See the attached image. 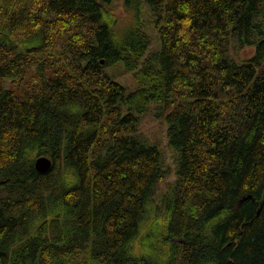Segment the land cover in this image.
<instances>
[{
    "label": "trees",
    "instance_id": "1",
    "mask_svg": "<svg viewBox=\"0 0 264 264\" xmlns=\"http://www.w3.org/2000/svg\"><path fill=\"white\" fill-rule=\"evenodd\" d=\"M263 202L264 0H0V264H264Z\"/></svg>",
    "mask_w": 264,
    "mask_h": 264
},
{
    "label": "rangeland",
    "instance_id": "2",
    "mask_svg": "<svg viewBox=\"0 0 264 264\" xmlns=\"http://www.w3.org/2000/svg\"><path fill=\"white\" fill-rule=\"evenodd\" d=\"M128 19L130 15H125ZM149 19L148 13H142L140 15V21L142 20L144 25H141V27L144 26L149 27L147 24V21ZM254 54L253 48H248L245 51L242 52L241 56L242 58H248L251 57ZM115 79L123 84L125 87H127L130 91H134L138 87V83L134 78V75L132 73H127L124 71L120 66L117 67V69L110 71ZM161 111L159 110L158 106L152 107L147 114L141 117V124L139 127V135L143 140H147L149 143H153L156 145H159L161 150L163 151L164 155V164L170 166L172 169L175 168V159H176V151H174V148H170L168 145V140L166 138V130L167 126L163 123V120L161 119L162 116ZM166 169V168H165ZM175 180V174H169L165 179H163L161 182L158 183L155 191V195L152 197L153 202L155 203V206H160V209L158 211H162V206L165 204V197L163 196V193L167 191V188L170 183H172ZM166 190V191H165ZM164 193V194H165ZM131 252L134 254H147V255H155V253L151 250L150 242H142L137 243L132 249Z\"/></svg>",
    "mask_w": 264,
    "mask_h": 264
},
{
    "label": "water",
    "instance_id": "3",
    "mask_svg": "<svg viewBox=\"0 0 264 264\" xmlns=\"http://www.w3.org/2000/svg\"><path fill=\"white\" fill-rule=\"evenodd\" d=\"M54 167V162L52 159L48 158V157H39L37 158V160L35 161V169L39 172V173H47L49 171H51ZM248 198H245L244 200H246ZM242 200V201H244ZM264 203V202H263Z\"/></svg>",
    "mask_w": 264,
    "mask_h": 264
}]
</instances>
